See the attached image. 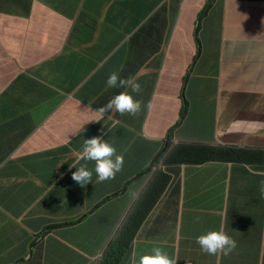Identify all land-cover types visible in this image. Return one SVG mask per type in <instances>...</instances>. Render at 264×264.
Here are the masks:
<instances>
[{
  "label": "crops",
  "instance_id": "1",
  "mask_svg": "<svg viewBox=\"0 0 264 264\" xmlns=\"http://www.w3.org/2000/svg\"><path fill=\"white\" fill-rule=\"evenodd\" d=\"M42 1L52 3V0H33L28 26L19 23L16 30L18 37L23 38L17 44L20 48H12L33 68L32 78L22 79L17 87L22 98L32 99L19 111L16 96H6L0 102V264H14L28 257L31 249L33 260L28 264H93L100 260L99 255L117 220L136 199L139 187L133 186L128 192L130 195H125L128 199H121L108 214L100 215V209L79 226L51 232L36 243L45 229L70 222L111 193L98 198L93 185L80 187L71 179V172L75 171L72 167L84 163L78 161L83 139L93 136L107 139L117 154L123 156L124 165L129 166L126 176L146 164L154 141L164 142L172 128L174 144L213 146L214 142L224 141L231 146L245 147L248 140L241 141V134L226 135L215 126L227 127V111L242 109L247 115L240 121L251 119L261 123L264 129V33L263 37L243 33L247 22L258 20L264 25V0H240L237 5L234 30L227 31L224 34L227 40L221 42V84L214 81L209 68L199 65L193 68L185 89V115L181 92L183 76L191 62L194 22L187 17L180 19L186 31L183 37L178 34L177 38L185 41L180 43L185 46L184 53L174 54L168 60L163 55L155 22L149 23L143 32L125 33L129 38L126 58L129 66L132 63V72L123 78L130 77L141 86L139 94L132 93L140 101L139 112L119 114L113 109L99 119L95 111L83 112L72 101L69 108L64 106L60 112L61 132L55 133L57 118H51L44 130L20 146L26 128L30 123L35 124L32 114L43 95L46 103L51 94L57 101L65 95L77 97L94 110L106 104L115 89L105 80L116 70L121 58L118 55L108 61L96 74L91 71L92 67L71 74L64 63L70 56L64 54L46 66L48 73L43 74L45 68L39 59L51 51L45 42L46 36L53 27L57 29L54 33L61 32L69 15L63 12L61 17L57 16ZM159 1L154 0L152 6ZM12 3V0H0V31L12 12ZM73 4L76 3L67 0L62 7ZM45 26L39 38V29ZM119 40V36L110 39L106 51L118 45ZM254 55L259 56L258 61L253 60ZM180 118L183 120L177 125ZM81 125L83 135L78 131ZM134 142H143L136 152L131 151ZM258 149L264 151V142L259 143ZM182 156L192 164L184 163L168 170L170 184L144 222L129 256L137 258L151 248L149 243L153 241L176 264H264V202L261 192L257 191L264 181L261 157L255 158V155L247 163L196 164L199 150ZM87 167H93L91 161ZM77 191L82 198L71 203ZM68 200L69 205H65ZM210 230L224 231L236 242L235 248L227 255L202 252L195 237ZM93 253L97 254L96 258H89Z\"/></svg>",
  "mask_w": 264,
  "mask_h": 264
},
{
  "label": "clouds",
  "instance_id": "2",
  "mask_svg": "<svg viewBox=\"0 0 264 264\" xmlns=\"http://www.w3.org/2000/svg\"><path fill=\"white\" fill-rule=\"evenodd\" d=\"M66 1L52 0V3L42 1V3L53 8L57 12V16L61 17L60 13L63 12L68 14L69 20L64 24L61 32L54 33L53 31L57 29L53 27L50 34H47L45 42L51 51L39 59L40 64L45 68L50 63L60 60L66 54L70 58L68 60L66 59L64 63L71 74L87 70L90 67H92L91 71L96 74L108 61L117 58L119 55L121 57L120 64L105 80L108 86L115 89V94L106 104L95 110L92 105L80 101L77 97L72 98V96L66 97L65 95L60 101H57L51 94L48 98V103H46V95H43V99L41 98V102L35 107L32 114L35 124L30 123V126L26 128L23 139L19 144L20 146L29 141L36 133L44 130L48 120L56 118L63 111L64 106L69 108L72 101L77 102V107L80 106L83 112L91 114L95 111L99 119H103L105 113L113 109L119 114L134 115L139 112L141 107L140 101L134 99L132 93L139 94L141 92V86L130 77L123 78L132 72V63L129 66L126 58L129 38L125 33L134 34L143 32L151 22H155L156 33L159 34L158 40L163 48V55L168 60L174 54L184 53L185 50V46L180 44L185 41L179 40V42L177 40L179 38L178 34L183 37L182 35L186 31L185 25L180 23V19L184 17L194 19L191 28V62L183 76V88L181 92V98L185 108L183 115H185L187 107L185 89L193 68H196L197 65L209 68L215 78L214 81H218L221 84V42L223 43L227 40L224 36L227 31L232 32L234 30L232 26L240 0H160L158 5L154 6H152L154 0H71L76 4L63 8L62 6ZM12 2V12L9 14V18L5 21L0 31V102L6 96H16L19 111L32 98L25 99L20 96L17 81L21 78H32L33 68L29 64H26L24 56L19 53H14L12 48H20L17 47V44L23 38L18 37L16 30H18L19 23H24L28 26L33 0H12ZM259 30L262 31L261 29ZM245 31L249 35H255L253 31L258 30L245 29ZM118 36L120 37V43L115 45L113 49L106 51L107 42ZM136 41L140 40H134V42ZM169 64L172 66L174 63ZM47 73L48 70L45 68L43 74ZM231 110L233 111L226 114L225 121L233 125L242 120V112L240 109ZM182 120L180 118L176 124L179 125ZM82 125L78 129V131H81V135H83ZM172 130L173 128L166 135L164 142L154 141L151 154L146 158V164L135 169L128 176H126V173L129 170V166L127 164L124 165L123 156L117 154L116 148L107 139H102L101 136L83 139L78 161L82 160L84 163H78V166H75L76 163L72 167L75 168V171L73 170L71 172V179L80 187L93 185L94 190L98 194V198L109 191L111 193L105 194L95 205L78 217L70 220V222L45 229L43 231V233L46 232L45 236L42 238V233L36 243L40 240L43 241L51 232L79 226V224L83 223L100 209L102 211L113 200L128 199V196L125 195H130L128 192L131 191L133 186L139 187L138 190H140V193L129 204L121 219L117 220L115 230L108 237L106 245L99 255L100 260L93 263L100 264L108 247L117 239L116 237L119 231L124 229L134 204L142 195L150 180L160 173V171L170 177L168 170L171 167L181 166L184 163L192 164L187 163L182 154L178 152H185L194 148L199 150L200 157V154H206L208 151L218 148L224 150L222 156H232L229 153L230 151L225 149L234 148L248 151L250 156L248 162L255 155V158L261 157L264 162V151L258 149L259 143L247 141L246 146L243 148L228 145L224 141L220 143L214 142V147L201 143L174 144ZM138 140L141 141V137ZM142 143L134 142L132 144L135 152L137 146L141 147ZM252 151L260 152L252 153ZM89 161L93 164L92 168L87 167V162ZM211 161L222 162L221 159H212ZM196 164L203 163H199L198 160ZM123 176L126 177L120 183ZM119 184L120 186L122 185L120 189ZM104 185L111 186L110 188H102ZM260 191L261 199L264 202V181H261ZM163 194L159 196L154 207L152 206L146 220L151 215ZM145 221L140 225L133 240L123 251L122 257L119 259L120 256L113 255L115 258L113 259V264H176V260L169 257L167 252L162 250L161 247L154 246L153 241L149 243L151 248L137 258L129 256L131 245L144 226ZM195 240L200 250L210 255L217 252H222L227 255L236 246V242L222 230L204 232L196 236ZM28 257L26 256V258L18 260L14 264L30 263L33 260V255L30 260H28Z\"/></svg>",
  "mask_w": 264,
  "mask_h": 264
},
{
  "label": "trees",
  "instance_id": "3",
  "mask_svg": "<svg viewBox=\"0 0 264 264\" xmlns=\"http://www.w3.org/2000/svg\"><path fill=\"white\" fill-rule=\"evenodd\" d=\"M43 31H44V28L41 27L39 29V35H40L39 38L42 36ZM253 32L255 33L254 36L258 37L259 35H261L263 37V30L262 31L258 30V31H253ZM243 33L249 36L246 31H243ZM38 39H36L32 43V45H35ZM253 60L258 61L259 56L254 55ZM19 81H17L18 86L20 85ZM61 115L62 114H59L56 117L57 120L55 122V125H56L55 133L61 132V128H59V124L61 122V117H62ZM192 149L194 148H191L185 152H178V153L184 154V153L190 152ZM225 150L233 152L234 155L222 156V153L224 150L215 148L212 151H208L206 154H203V153L200 154L199 163L201 162L205 163L207 161H211L212 159H221L222 162H229V161L248 162L250 159L249 153L246 150H238L234 148H226ZM254 152H260V151H254ZM254 152L252 151V153ZM170 179L171 178L169 176H167L164 172H162V173H158L156 176H154L150 180L149 184L143 191L142 195L139 197L137 202L134 204L130 212V216L125 224L124 229L123 230L121 229L119 231L116 237L117 239L113 242L112 245L108 247V250L106 251V254L103 257L100 264H113V260H112V258L114 259L113 255L114 256L122 255L123 251L128 247V244L133 240L140 225L143 223V221L146 220L147 215L149 214L152 206L154 207L157 200L159 199V196L163 194V192L167 188L170 182ZM65 205H69V200H68V203H66ZM121 231H122V234L120 235Z\"/></svg>",
  "mask_w": 264,
  "mask_h": 264
},
{
  "label": "rangeland",
  "instance_id": "4",
  "mask_svg": "<svg viewBox=\"0 0 264 264\" xmlns=\"http://www.w3.org/2000/svg\"><path fill=\"white\" fill-rule=\"evenodd\" d=\"M246 29L248 30H263L264 32V25L260 24L258 20H253L250 23H246L245 24ZM254 100L251 99L250 101L252 102ZM242 112V119L247 115V113L244 112V110L240 109ZM230 111H233L231 109H229L227 111V113H229ZM226 113V114H227ZM215 128H219L220 131L224 132V134L229 135L231 133H238L241 134L240 140H248V142H255V143H260L263 144L264 142V129H262V124L257 122V121H253L251 119L247 120V121H238L235 124L231 125L229 123V125L226 127L224 125L221 124H217L215 126ZM210 136V135H209ZM207 140V139H204ZM239 141V139H238ZM201 144H206L208 145V143H201ZM133 150L132 145H131V151ZM160 173H162V171H160ZM111 185H104L102 188H110ZM257 190V189H256ZM258 192H261L260 190H257ZM80 198H82V196L80 195V193H78V191L74 194V199L71 200L72 202H76L78 200H80ZM120 200H113L110 204H108V206L104 209L107 210H102V212H100V215H103V213L106 215L108 214L111 209H114L117 207V204L120 203ZM106 211V212H104ZM79 254V253H78ZM96 253L91 254V256H89V258L94 259L96 258Z\"/></svg>",
  "mask_w": 264,
  "mask_h": 264
},
{
  "label": "water",
  "instance_id": "5",
  "mask_svg": "<svg viewBox=\"0 0 264 264\" xmlns=\"http://www.w3.org/2000/svg\"><path fill=\"white\" fill-rule=\"evenodd\" d=\"M48 231V230H47ZM46 233V232H45ZM45 233H43V235H42V238L45 236ZM32 250H30V254H29V257H28V260H30L31 258H32ZM27 260V261H28Z\"/></svg>",
  "mask_w": 264,
  "mask_h": 264
}]
</instances>
